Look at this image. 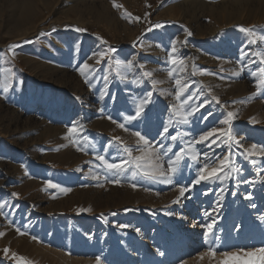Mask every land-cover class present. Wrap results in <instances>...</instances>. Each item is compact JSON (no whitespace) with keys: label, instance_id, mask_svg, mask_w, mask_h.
Segmentation results:
<instances>
[{"label":"rangeland","instance_id":"1","mask_svg":"<svg viewBox=\"0 0 264 264\" xmlns=\"http://www.w3.org/2000/svg\"><path fill=\"white\" fill-rule=\"evenodd\" d=\"M95 1L112 3L116 30L79 7L82 23L70 14L74 0L38 3L42 20L24 42L0 29V264H264V40L252 43L264 36V0H250L259 9L251 22L205 14L240 0H174L169 10L170 0ZM195 3L206 6L196 22L188 15ZM6 10L0 0V25ZM157 151L165 169L186 152L171 183L142 175ZM225 155L239 172L194 184L199 168ZM100 156L129 161L128 170L110 172Z\"/></svg>","mask_w":264,"mask_h":264},{"label":"bare ground","instance_id":"2","mask_svg":"<svg viewBox=\"0 0 264 264\" xmlns=\"http://www.w3.org/2000/svg\"><path fill=\"white\" fill-rule=\"evenodd\" d=\"M49 1L50 0H4V6L5 8L7 9L6 10V20L5 22L0 25V29H2V31L4 32L5 36L4 37H15V38H21L22 42H24V38L25 36H27L28 33H25V30L26 29H30V28H35V26L33 25L34 23L37 24V22H40V20H42V15L41 13H39L37 10H36V6L37 4L39 3H42L43 5H49ZM104 1V0H103ZM106 1V0H105ZM120 5H128L129 3L131 2H139V0H118ZM256 1V0H255ZM260 1V0H259ZM89 2V1H88ZM98 2V1H97ZM106 2H109V1H106ZM101 3V4H96V1L95 0H91L90 3H86L85 0H74V7H72L71 9V13L70 14H74L77 16V18L82 22L84 21L82 19L83 16L87 15V14H83L85 13L84 10H82L83 12H81L79 9V7H82L85 9V11L89 14V15H92L91 17L93 18V21L92 22H97L99 24H102V25H106L107 28L111 29V30H116V26L115 25V18L116 16L113 15L114 12L112 10V3ZM142 2V1H141ZM199 2V1H198ZM238 1H236L235 3H237ZM100 3V2H99ZM174 3V0H170L167 5H166V9L169 10V8H171V6L173 5ZM210 3V2H209ZM239 4L237 5H232L231 8H226V6L224 4H222L221 6H218V7H213V6H210V7H206L203 3L202 4H196V7H189L188 10L190 11V14H188L190 16V18L192 19V21H197L198 18H199V11L200 10H204L205 7H206V16L208 18H211V19H218L219 18V15L221 13H225V16L224 17H227V18H232V19H235V17L238 19V18H242L244 20V22H248L252 20V18L254 19L253 15L251 12H253L254 14H259V9L258 11H255L252 6V2L250 0H240L238 2ZM261 3H264V2H261ZM193 4V3H192ZM208 4V3H207ZM72 5V4H71ZM132 5V4H131ZM142 5V4H141ZM227 5V4H226ZM133 6V5H132ZM132 6H129V7H132ZM138 6V5H137ZM179 6V5H178ZM38 7V6H37ZM128 7V6H127ZM136 7V3H135V6ZM141 7V6H140ZM229 7V6H228ZM238 7L239 9H241L242 7H244V11H245V14L243 15L238 13ZM258 7V6H257ZM74 8V9H73ZM79 8V9H77ZM260 8V7H258ZM2 10V9H1ZM172 9H170L171 11ZM180 10V9H179ZM198 11L197 13H195L194 11ZM46 11V10H45ZM45 14V13H44ZM47 14V12H46ZM261 14V13H260ZM264 14V13H263ZM187 15V16H188ZM203 15L202 13L200 14V16ZM172 16V15H170ZM206 17V18H207ZM172 18V17H171ZM256 18V17H255ZM4 19V18H3ZM256 20V19H254ZM43 22V21H42ZM87 22V20H86ZM241 22V21H239ZM243 22V21H242ZM83 23V22H82ZM118 23V22H117ZM228 23V22H227ZM238 23V22H237ZM261 23V22H260ZM65 24V23H63ZM239 24V23H238ZM244 24V23H243ZM250 24V23H248ZM255 25V24H253ZM257 25H258V22H257ZM262 25V23H261ZM31 26V27H30ZM52 26V25H50ZM105 26V27H106ZM61 27V26H60ZM59 27V28H60ZM40 30V29H39ZM38 30V31H39ZM214 30V29H213ZM48 31V30H47ZM125 31V30H124ZM35 32V31H34ZM108 32V31H107ZM22 33V34H20ZM111 33V32H110ZM123 33V32H121ZM215 34V33H213ZM23 35V36H22ZM42 36V35H41ZM40 36V37H41ZM1 40V38H0ZM29 40V39H28ZM61 41V39H58ZM159 40L158 39H154L152 40L153 44H159L158 42ZM19 43V42H18ZM31 43V42H30ZM150 44V43H149ZM148 44V45H149ZM78 44H76L77 46ZM152 46V44H150ZM3 46V45H2ZM236 45L234 43H230L229 45L226 46V50L227 53L226 55H230L232 54L233 52V48L235 47ZM79 47V46H78ZM152 48V47H151ZM155 48V47H153ZM157 48V47H156ZM1 50V48H0ZM3 50V48H2ZM156 51V50H155ZM124 53V52H123ZM224 53V54H225ZM122 54H119L115 57H119L121 56ZM226 55L224 57H226ZM133 57H136V55H133ZM134 60V59H132ZM209 63V62H208ZM89 65V64H88ZM91 65V64H90ZM90 65L88 66V68L90 67ZM51 69V68H50ZM42 71V70H41ZM49 72V71H48ZM91 107V106H90ZM88 109V108H87Z\"/></svg>","mask_w":264,"mask_h":264},{"label":"snow or ice","instance_id":"3","mask_svg":"<svg viewBox=\"0 0 264 264\" xmlns=\"http://www.w3.org/2000/svg\"><path fill=\"white\" fill-rule=\"evenodd\" d=\"M156 27H161V25L158 24V25H156ZM241 31H246L247 32L249 30L248 29L241 28ZM187 35L191 36L192 33L191 32H188ZM253 35H255V34H253ZM257 39L264 40V36H255V39L252 41V43H255V40H257ZM12 47H17V45H13ZM172 51L173 52L176 51L175 45H173ZM103 55L104 54L101 53V56H103ZM97 62H99V61H97ZM171 63L174 64V65L177 64V63L183 64V60L172 59L171 60ZM261 63H264V57H261ZM127 66L128 67H131V64H129ZM83 68H88V65L85 64L83 66ZM5 71L6 72H10V69H5ZM262 74H264V71H262ZM144 76L145 77H150L151 76V73L144 72ZM153 83L155 84V82H153ZM175 83L177 85H180L181 84V81L179 79H177L175 81ZM260 83H264V80H261ZM186 87H187V85H184L183 87L180 88V91L177 94V99H179L180 96L183 95L184 90H185ZM8 90L9 89H8L7 86H5L4 89H3L4 92H8ZM213 99H215L216 102L219 103V99L217 97H213ZM147 102L148 101H143L142 102L141 106L136 110L135 115H125L124 116V120L125 121H132V120L136 119L140 115L141 111L143 110V104L144 103H147ZM184 103H187V99L184 101ZM187 115H189V116L192 115V112L189 111L187 113ZM233 116H234V114L231 113V112H229L228 113L229 119L223 120L222 123L229 124L230 123V119L233 118ZM109 119H111V117H109ZM182 122L185 123V124L188 123L187 116H185L183 118ZM119 126L121 128H123L124 127V124L121 123ZM75 128H76V125H73V130H75ZM168 131H169L168 127H165L163 129V132L164 133H168ZM215 131L216 130L213 129V131L212 132H209L206 136H203L202 135L199 138V140L196 141V143H203V142H205L206 140H208L209 137H211L214 134ZM135 135L138 136L139 139L142 140L146 146L149 144L148 140L145 139V137L142 136L140 133L137 132V133H135ZM227 137H228V140H233L234 139L231 131H229L227 133ZM164 138H169V137L165 136ZM170 139L172 141H176L177 140V136L176 135H171L170 136ZM215 143H216V141L215 140H212V141L209 142V144L207 146L208 147H211V145L212 144H215ZM221 143L222 144L223 143H227V141H221ZM251 147H252L253 150L257 149V145H255V144H253ZM124 151L128 154L129 157L132 156V150L130 148L125 147L124 148ZM187 151L188 152H191L192 151L191 145H189V149ZM167 152H172V149L171 148H168L167 149ZM259 152H260L261 155H264V148H260L259 149ZM185 154H186L185 151H181L179 153H175L173 157H169L168 158V161H167V168L165 169L164 165L162 163H160V160H161V157L163 155H166V153L165 152H158L157 151V154L153 158V161L154 162H152L151 164H148V170H144L142 172V175L144 177L150 179V180H158L160 178H164L162 182H164V183H171L172 177L179 170V165L182 162V160L184 159ZM229 155H225L223 157V159L213 158V163L212 164L205 163L203 165V167H201V168L198 169L197 178L195 179L194 184H199V183H201V181H212L214 179L221 178L220 175H219V173L221 171H223L225 168H228L230 172H232V171L239 172L240 169H238V168H236L234 166L230 167L231 161L229 159ZM253 155H256V152L255 151H249V152H247L246 158L247 157H251ZM190 158L193 161H196V160H198V155L193 152L192 155L190 156ZM98 159L101 161V163L104 165V167L108 171L114 172L117 175H119L120 173H123V172H125V171L128 170L127 168L124 167V165L126 163H129V161H122L120 163H111V162H107L103 156L98 157ZM135 159L137 161V163H136V169H142V168H144V165L140 164L139 161L145 160V157L144 156H141V157H136ZM216 160H219V164H220V167L219 168L213 166L216 163ZM146 163H147V161H146ZM251 163L254 164L255 161L253 160V161H251ZM132 175L135 177L137 175V171H133L132 172ZM112 183L119 184L120 181H119V179H115V180L112 181ZM48 186L49 187H55V185H52V184H49ZM186 191H188V189L186 187H180V189H179L180 196L181 197H184V194H185ZM14 195H16V194H14ZM0 207H2V205H0ZM205 215L207 216L209 214L208 213H205ZM207 227H208L209 230H211L212 225H207ZM137 231H139V229H137ZM5 251H7V250H5ZM225 255H227V253H225Z\"/></svg>","mask_w":264,"mask_h":264}]
</instances>
